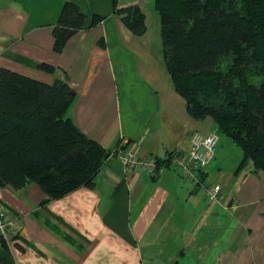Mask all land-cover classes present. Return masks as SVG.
<instances>
[{"label": "crops", "instance_id": "crops-1", "mask_svg": "<svg viewBox=\"0 0 264 264\" xmlns=\"http://www.w3.org/2000/svg\"><path fill=\"white\" fill-rule=\"evenodd\" d=\"M67 2L87 20L58 54L53 31ZM129 6L144 12L145 35L124 25L113 0H0V69L47 84L67 80L77 96L65 119L108 153L185 155L194 133L217 126L190 117L172 87L160 17L149 16L154 0H119ZM95 15L104 20L91 28ZM219 153L196 187L172 165L152 176L110 157L94 188L58 200L35 185L0 188V213L20 228L0 264H264V171L238 170L242 156ZM217 185L210 201L206 190Z\"/></svg>", "mask_w": 264, "mask_h": 264}, {"label": "trees", "instance_id": "trees-1", "mask_svg": "<svg viewBox=\"0 0 264 264\" xmlns=\"http://www.w3.org/2000/svg\"><path fill=\"white\" fill-rule=\"evenodd\" d=\"M154 6L170 83L188 114L211 118L219 136L242 150L238 170L264 171V0H154ZM113 9L134 35L146 34L139 6L120 8L113 0ZM86 20L76 4L64 5L53 31L56 53ZM103 20L93 16L90 27ZM76 96L67 80L47 84L0 69V188L35 185L47 201L94 188L111 153L65 119Z\"/></svg>", "mask_w": 264, "mask_h": 264}, {"label": "built area", "instance_id": "built-area-1", "mask_svg": "<svg viewBox=\"0 0 264 264\" xmlns=\"http://www.w3.org/2000/svg\"><path fill=\"white\" fill-rule=\"evenodd\" d=\"M220 144L218 133L205 135L194 133L191 138L189 151L185 155H175L168 158V162L160 161L150 154H139L132 148L111 153L110 157L120 159L128 170L139 171L152 176L160 174L165 168L174 166L184 179L191 180L195 187L198 186V175L206 169L215 159ZM221 186H214L206 190L210 201H217ZM20 233L19 224L16 220L8 218L5 212L0 213V250L11 243V238ZM13 236V237H12Z\"/></svg>", "mask_w": 264, "mask_h": 264}, {"label": "rangeland", "instance_id": "rangeland-1", "mask_svg": "<svg viewBox=\"0 0 264 264\" xmlns=\"http://www.w3.org/2000/svg\"><path fill=\"white\" fill-rule=\"evenodd\" d=\"M153 9L151 10V13H149L150 19L153 21L159 20V14L156 13V11ZM153 12V13H152ZM153 14V15H151ZM157 15V16H156ZM158 17V18H157ZM160 23V22H159ZM223 151V152H222ZM219 154L221 155H226L227 157L230 158V156H232V158H234L237 155H239V157L242 156V150L236 146L231 139L221 136L220 137V144H219ZM232 162V160H229V163Z\"/></svg>", "mask_w": 264, "mask_h": 264}]
</instances>
